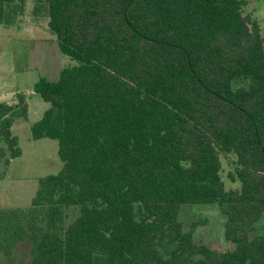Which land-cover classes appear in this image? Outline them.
I'll use <instances>...</instances> for the list:
<instances>
[{
  "label": "trees",
  "instance_id": "1",
  "mask_svg": "<svg viewBox=\"0 0 264 264\" xmlns=\"http://www.w3.org/2000/svg\"><path fill=\"white\" fill-rule=\"evenodd\" d=\"M0 0V23L11 5ZM60 51L78 61L34 93L49 107L33 139L59 142L62 169L26 208L0 206V249L32 264H264V36L247 0H45ZM25 94L0 101V162ZM2 143V145H1ZM236 155L229 173L223 161ZM219 203L233 250L194 240L179 210ZM76 209L69 221V209Z\"/></svg>",
  "mask_w": 264,
  "mask_h": 264
},
{
  "label": "rangeland",
  "instance_id": "2",
  "mask_svg": "<svg viewBox=\"0 0 264 264\" xmlns=\"http://www.w3.org/2000/svg\"><path fill=\"white\" fill-rule=\"evenodd\" d=\"M245 13L252 14L261 25L264 36V0H247ZM45 0H24L8 9L7 20L0 23V101L18 102V94H25L29 103L27 118L15 116L12 132L19 138L22 154L6 165L0 162V206L2 208L28 207L42 177L58 173L63 167L57 139H33L32 125L49 107L33 86L41 78L56 80L64 68L78 64L76 59L60 51L57 36L49 27ZM2 145V143H1ZM236 155L222 156L223 180L227 190L240 186L229 173L235 168ZM69 209V221L76 216ZM227 216L221 205L215 203H185L179 210V220L185 230L193 232L196 242H203L219 251L233 250L236 244L226 238ZM264 235V217L251 231ZM33 244L19 243L11 255L0 249V264H32Z\"/></svg>",
  "mask_w": 264,
  "mask_h": 264
}]
</instances>
